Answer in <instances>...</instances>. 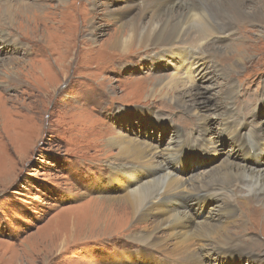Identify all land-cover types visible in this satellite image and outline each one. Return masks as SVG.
I'll list each match as a JSON object with an SVG mask.
<instances>
[{
  "label": "rangeland",
  "instance_id": "rangeland-1",
  "mask_svg": "<svg viewBox=\"0 0 264 264\" xmlns=\"http://www.w3.org/2000/svg\"><path fill=\"white\" fill-rule=\"evenodd\" d=\"M27 1L41 8L31 9L30 18L16 15L14 26L0 22V32L10 37L12 44L0 40L7 45L0 46V59H14L7 70L0 69V264H132L124 261L129 257L124 255L131 254L128 251L113 258V263L108 256L120 248L141 249L132 234L147 226L138 225L130 215L113 221L114 210H105L106 204L93 199L108 197L100 192L109 191L103 186L109 166L112 179V167L120 161L117 148L112 144L109 147L108 140L118 139L119 135L135 138L134 134H139L135 122L142 121V110L157 116L155 130L149 126L150 120L139 129L148 133L152 147L161 145L159 153L178 142L172 140L177 138L175 134L189 137L194 147L198 146V154L186 155L189 178L215 175L214 183L219 186L246 187L245 197L238 193L234 205L239 214L231 227L238 250L222 251L238 260L237 264H258L250 262L253 259L246 254H255L254 250L259 249L263 253L256 251L255 255L264 258V206L259 197L263 192L255 193L259 190L255 183L262 175L247 174L236 166L244 157L237 147L233 148L224 130L231 133L243 125L246 139L254 141L251 144H256L264 155V143L254 139L258 127L264 131V21L251 17L249 21L257 20L261 26L238 24L233 35L246 28L241 41L223 43V51L221 46L215 47L218 53L214 62L219 67L206 68L210 81L199 89L202 96L189 102V109L174 99H164L169 96L148 92L151 87L155 89L157 80L172 78V68L149 79L145 76L147 68H137L145 65V60H138L146 52L154 55H148L150 65L173 66V60L166 62L159 56L164 50L132 48L124 54L109 40V35L115 36L118 22L110 21L106 10L133 4L138 11L143 0ZM5 3L0 0V8ZM2 12L0 20H4ZM213 19L210 15L208 20ZM92 24L100 27L95 35L89 30ZM244 39L246 42H242ZM245 46L247 51L238 56L245 61L238 63L237 56L228 52ZM181 53L185 55V51ZM14 70L16 75L12 74ZM132 74L144 76L134 78ZM202 98L206 100L199 101ZM201 116L210 128L205 141L201 139L205 128ZM112 118L120 123L118 128L125 126L123 134L115 130ZM228 118L233 127H224ZM211 147H216L214 154L206 155ZM229 158V167L222 170V161ZM255 164L248 161L249 166ZM120 176L113 177L115 185L110 195L122 194L117 184ZM222 212L218 209L207 216L210 220L229 218ZM209 246V240L193 244L200 260L213 264L207 256ZM182 262L183 258L169 260V264Z\"/></svg>",
  "mask_w": 264,
  "mask_h": 264
},
{
  "label": "bare ground",
  "instance_id": "bare-ground-1",
  "mask_svg": "<svg viewBox=\"0 0 264 264\" xmlns=\"http://www.w3.org/2000/svg\"><path fill=\"white\" fill-rule=\"evenodd\" d=\"M36 1L38 0H32L30 3ZM143 2L141 10H136L137 12L133 4L128 7L123 6L124 8L106 10L108 19L118 22V30L114 37H112V34L109 35V40H112L116 44L115 46L124 54H129L132 48H141L142 50L140 51L150 49V47L164 50V54L158 55L162 56V60L166 59L164 60L166 62L173 60V66L159 65L160 67H155L150 65L149 61H147L148 55L153 57L154 55L146 52L147 54H143L138 60L139 62L145 60V65L137 68L141 70L147 68L149 71L145 76H148V79L156 74H161L163 69L172 68L175 73L172 78L169 76L157 80L158 84L155 89L151 87L148 92L151 91L155 95L169 96L164 99H174L184 108L189 109V102L195 101V97L198 99V97L202 96L199 89H203L204 85L210 81V78L207 77L206 68L210 66L209 69L219 67L217 62H214L218 53L215 47H222L223 43L226 42H235L236 44L241 41L240 36L246 28L242 27L238 35H233V31L238 24L247 23L257 27L261 26V23L259 25L257 20L249 21L248 19L251 17L264 21V0H143ZM33 8L39 9L41 7H35L29 4L28 1L26 2V0L24 2L6 0L3 8H0V10L3 9L1 18H4L0 22H8L9 25L14 26V17L16 15L30 18L29 12ZM224 10L227 15L223 14ZM210 15H214L212 21L208 20ZM248 22H253L254 24ZM99 29V26L95 27L93 24L89 27L91 35ZM0 40L12 45L10 37L4 35L3 32H0ZM244 40L242 42H246V39ZM2 45L5 44L0 43V46ZM228 46V48L232 49V44ZM211 48L213 51L210 50ZM246 49L247 47L245 46L228 53L235 54L238 63H243L245 59L238 58V56L245 53ZM180 50L181 52L185 51L184 56ZM220 50L223 51V47ZM178 55H180L179 59ZM13 63L14 59H6V61L0 59V69L5 70L6 68L7 70L8 66ZM12 72V74L16 75L15 70ZM142 76L144 75L132 74L134 78ZM179 83L184 86H180ZM205 100L202 98L199 101ZM142 112L144 115L142 121L138 120V122H135L138 124L135 131L139 132V134H134L135 138L119 135L118 139L111 137L108 140L109 147L112 144L118 150L117 158L120 161L115 167L112 165V176L115 177L116 175V177H119L121 175V180L119 178L120 181L117 180V184H119L118 187L120 188L118 190L121 189L122 194L119 195L120 197L110 195L111 187L115 185V181L113 177L112 179L110 178L111 168L109 166V175L103 184L109 191L100 192L102 195L107 194L108 197L101 196L102 199H93V201L100 200L101 204H106L105 210H114L113 221H115L116 217L130 215L132 221L147 227L132 234V240L137 241L142 246L141 249L133 251L120 248L112 253L113 255L108 256L109 261L112 262L113 258L118 255V257H121L122 252L128 251L131 254L124 255V257L129 256L124 261L132 264H169L171 257L183 258L181 264H210L205 259L200 260V254L193 248V244L196 243L198 246L205 240H209L210 246L207 249V256L211 263L232 264L231 262L233 261L235 262L234 264H237L238 260H235L228 252L222 250L223 248L238 250L231 227L236 224L239 214L238 207L234 205L237 202L238 193L243 194L241 196L245 197L246 187L243 186L241 190L239 186L237 187L233 184L219 186L214 183L215 175L212 177L201 176V179L189 178L187 176L188 157L186 155L198 154L200 152L198 146L197 148L194 147L189 137L175 134L177 138L172 140H178V142L174 145H168L167 151L159 153L161 145L157 144L152 147L154 143L148 133L143 132L144 129H139L144 126L145 120H150L151 124L149 126L155 130L154 120L155 118L157 119V116H153L145 110H142ZM199 119L205 126L201 136V139L205 141L210 128L207 127L206 118L201 116ZM230 121L231 119L228 118L229 123H226L224 127H233ZM114 123L116 126L115 130L121 131L123 134V131L126 130L125 126L121 125L118 128L120 123L115 121ZM242 126L234 128L231 133H228L227 129H225L224 133L226 137L230 138L233 148L237 147L243 154L244 160L242 164L236 163V166L246 173L252 172L262 175L255 183V187L258 186L259 189L255 193L260 194L263 192L259 197L261 196L260 201L264 206V155L262 156L256 144H251L254 141L246 139L245 135L247 132L244 131ZM255 132L254 139L258 140L259 143H264V131H260L258 127ZM130 134L133 135L131 132ZM208 144L213 145V142L208 141ZM213 150L215 151L216 147L207 148L206 155L214 154ZM212 157L215 158L214 155ZM230 159L222 161V170L225 167H229ZM249 160L257 164L249 166ZM140 177V181L137 182ZM188 187H191L190 191L187 190ZM121 201L124 202L122 203ZM218 209L223 210L222 215L225 213L230 215L228 216L229 218L219 216L210 220L207 214ZM258 220L260 222V219ZM86 225L88 226L89 222ZM252 241H255V238ZM251 245L255 247L256 243L252 242ZM254 251L255 254H257L256 251L263 253V250L259 249ZM155 253L168 258L167 260L163 259L156 256ZM255 254H246L253 259L250 262L254 261L258 262V264H264V258H258ZM175 263L177 262L175 261Z\"/></svg>",
  "mask_w": 264,
  "mask_h": 264
}]
</instances>
